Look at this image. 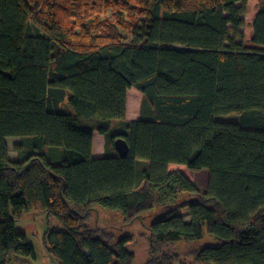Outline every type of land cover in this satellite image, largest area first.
I'll return each mask as SVG.
<instances>
[{"label": "trees", "instance_id": "trees-1", "mask_svg": "<svg viewBox=\"0 0 264 264\" xmlns=\"http://www.w3.org/2000/svg\"><path fill=\"white\" fill-rule=\"evenodd\" d=\"M248 1L0 0V264L35 256L16 224L27 211L61 222L45 234L58 264H134L132 235L90 223L98 207L145 225L144 264H177L171 248L205 231L215 243L193 249V264H264V0L253 47L237 41ZM108 7L116 21L93 32L86 22ZM119 8L132 11L127 32ZM8 136L20 139L14 160Z\"/></svg>", "mask_w": 264, "mask_h": 264}, {"label": "rangeland", "instance_id": "rangeland-1", "mask_svg": "<svg viewBox=\"0 0 264 264\" xmlns=\"http://www.w3.org/2000/svg\"><path fill=\"white\" fill-rule=\"evenodd\" d=\"M240 4V3H238ZM258 2L257 0H251L247 2V11L242 15L244 19V26L240 28L243 33L242 38H237V41H242L246 47L255 46L251 41L253 38V27L255 15L257 13ZM122 11L121 20L122 23L118 24L119 29L125 32L124 23H128V13L132 12L127 8H119ZM115 9L108 7L101 9L100 13H92L91 17L86 22L87 27L93 32L102 30L103 19L116 21V17H113ZM137 17V16H135ZM127 32V31H126ZM232 35V34H231ZM64 109L74 114V109L69 104H64ZM236 114H227L223 116H217V119L226 120L234 119ZM176 169L181 170L190 180L196 182L200 186H205L208 181V172L203 169L199 171L189 170L185 165L174 164ZM182 215L185 220L189 219L187 210L182 211ZM151 216L145 219V223L148 224ZM92 225L96 224L101 227H107V229L114 233L117 237L125 234L132 235L134 240L128 245V247L134 251L135 263L144 264L150 256L149 243L147 240V233L145 225L141 224L138 220L126 224L123 221V216L118 211H112L98 207L97 213H93L90 219ZM17 228L20 232H24L27 241L34 246L35 256H18L11 260L8 264H58L57 261L48 252L45 244V234L49 229L56 227H62L61 222L54 216L45 214H38L33 211L23 212L21 217L17 221ZM146 233V234H145ZM143 234V235H142ZM214 237L207 231L204 232V236L196 241L186 242L180 241L175 244L171 250L174 251L177 258V264H193V258L190 252L205 245L214 244Z\"/></svg>", "mask_w": 264, "mask_h": 264}, {"label": "crops", "instance_id": "crops-1", "mask_svg": "<svg viewBox=\"0 0 264 264\" xmlns=\"http://www.w3.org/2000/svg\"><path fill=\"white\" fill-rule=\"evenodd\" d=\"M141 99H142V94L135 88L131 87L127 90V102H126V118L127 119H131V120L138 119L140 115ZM5 140L8 145L9 158L11 160L16 159L17 152L14 146L17 143H19L20 139L18 137L8 136L5 138ZM104 153H105V137L104 135L100 134L97 130H94L93 135H92V157L100 158L104 155ZM56 158L59 159L58 156H56ZM175 167L176 166H174V164H169V169H176Z\"/></svg>", "mask_w": 264, "mask_h": 264}, {"label": "water", "instance_id": "water-1", "mask_svg": "<svg viewBox=\"0 0 264 264\" xmlns=\"http://www.w3.org/2000/svg\"><path fill=\"white\" fill-rule=\"evenodd\" d=\"M114 147L120 156H122V157L127 156L128 152H129V146L124 139H122V138L115 139Z\"/></svg>", "mask_w": 264, "mask_h": 264}]
</instances>
